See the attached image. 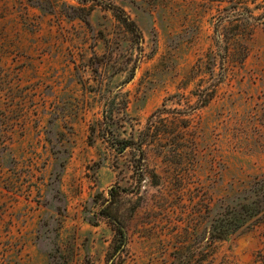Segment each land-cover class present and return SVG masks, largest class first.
<instances>
[{
    "label": "rangeland",
    "instance_id": "1",
    "mask_svg": "<svg viewBox=\"0 0 264 264\" xmlns=\"http://www.w3.org/2000/svg\"><path fill=\"white\" fill-rule=\"evenodd\" d=\"M115 94L117 135L160 109L197 152L162 136L139 183L137 152L101 139ZM261 175L264 0H0V264H264V223L208 236L214 204Z\"/></svg>",
    "mask_w": 264,
    "mask_h": 264
},
{
    "label": "trees",
    "instance_id": "2",
    "mask_svg": "<svg viewBox=\"0 0 264 264\" xmlns=\"http://www.w3.org/2000/svg\"><path fill=\"white\" fill-rule=\"evenodd\" d=\"M75 1L79 5L83 6L93 0ZM98 2L103 4L102 1ZM35 7L41 11L47 12L48 14H55L56 8H59L55 1L48 2L49 10H45L40 1ZM108 8L120 17L121 21L133 33V35L140 38V31L138 27L132 20H130L122 9L112 4H109ZM61 9H68L76 14L84 13V8H74L72 6H65V4H62ZM58 12L59 14L62 13V15L67 16L69 19H79L88 23L87 19L83 15H68L66 12H62V10H58ZM226 36L228 37L231 35L226 33ZM116 95L117 94L105 99L104 108L102 109V120L100 122L101 139L108 145L109 149L118 156L123 155L128 149L135 150L137 152V168L135 171L137 173L139 183L144 167H146V163L148 162L147 152L143 149V147L154 145V143H160L159 140L162 136L167 139V141L169 140V142H172L175 146H180L181 143L185 144L190 142L193 154L194 151L197 152L198 144L196 140L192 139V141H189L186 139L188 138V133H186L185 130H181L182 128L173 132L172 128L166 123L162 116L164 112L160 109L148 117L144 130L140 132L137 140H135L134 137L122 138L117 135L115 132V120L113 116L115 97H117ZM184 128L185 127H183V129ZM173 140H175L174 143ZM114 191L115 189L109 190V204L114 203ZM210 211L208 236L211 242L223 241L237 232L248 231L253 229L256 225L264 223V175L252 178L248 183V186L239 192L234 193L232 196L218 200ZM99 213L102 216L109 218L110 214H106V212L104 213L102 211ZM115 224L118 235V245L116 247L118 252L124 246L125 233L119 222ZM172 264L176 263L173 262ZM177 264H190V262L179 261Z\"/></svg>",
    "mask_w": 264,
    "mask_h": 264
}]
</instances>
